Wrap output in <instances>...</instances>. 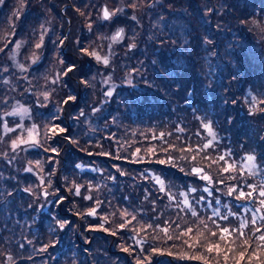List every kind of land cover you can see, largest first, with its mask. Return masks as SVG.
<instances>
[{
  "label": "rangeland",
  "instance_id": "obj_1",
  "mask_svg": "<svg viewBox=\"0 0 264 264\" xmlns=\"http://www.w3.org/2000/svg\"><path fill=\"white\" fill-rule=\"evenodd\" d=\"M105 6L123 11L104 20ZM119 29L122 38L113 41ZM0 49V264H225L229 246L227 264H235L244 251L239 233L222 241L216 225L231 229L241 221L249 246L240 264H249L253 249L264 259L255 238L261 233L251 224V210L261 198L254 194L255 202L237 201L227 195L230 185L248 191L246 185L264 183V111L259 110L264 105L257 103L249 114L252 97L264 99V0H3ZM71 65L75 68L68 72ZM69 96L75 99L64 104ZM53 123L67 131L49 139ZM33 125L36 132L30 135ZM17 137L39 143L13 151ZM209 141L199 154L180 150ZM169 145L175 150L163 151ZM49 146L58 154L45 151ZM137 148L139 162L132 155ZM229 152L226 160L236 169L221 173L225 161H212ZM169 155L173 163H157ZM246 155L255 156V175L245 166ZM194 166L213 183L193 175ZM156 177L175 201L159 190ZM220 179L225 183L216 184ZM75 184L82 186L79 196ZM60 197L61 212L54 203ZM185 198L196 216L181 203ZM93 207L96 215H84ZM122 211L130 216L122 218ZM233 212L238 215H229ZM133 215L136 220L117 230ZM255 215L264 233L259 219L264 209ZM57 221L68 223L60 229ZM146 224L153 227L140 232L138 246L133 229ZM156 225L169 227L168 234ZM189 227L192 233L181 236ZM209 242L219 243L221 254L207 252Z\"/></svg>",
  "mask_w": 264,
  "mask_h": 264
},
{
  "label": "snow or ice",
  "instance_id": "obj_2",
  "mask_svg": "<svg viewBox=\"0 0 264 264\" xmlns=\"http://www.w3.org/2000/svg\"><path fill=\"white\" fill-rule=\"evenodd\" d=\"M0 3H3V0H0ZM130 6L132 8H135L136 7L135 4H131ZM122 11H123L122 8H118V9H115L114 11H111L110 12L109 9L105 6L102 9V18L104 20H109L117 12H122ZM212 11H213L212 8H208V12H212ZM83 14L84 13H81V15H83ZM133 19H135V16H133ZM89 28L91 29V24H89ZM123 31H124L123 29L117 30V32L115 33L114 36L111 37V39L113 41H116L117 39L122 38ZM42 41H43V36L41 37V43H42ZM41 43H38L36 45V47L37 48L41 47ZM60 43L63 44V41H60ZM17 47H19V45H17ZM132 47H135V45L134 44L133 45H129V48H132ZM0 51H3V49H0ZM82 51H84L88 55L94 56L97 61H100L102 59L103 60V63L105 65H107L109 63L107 57H103L102 58L95 51L90 52V53L86 49H83ZM33 63H35V60H33ZM74 68H75V65H71V66L68 67L67 71L68 72H71V71H73ZM21 70L22 71H26V69H24L23 66H21ZM58 82H59V78H57V80L52 81V83H58ZM5 83H7V81H5ZM82 83L87 84L88 81L87 80H83ZM104 83H108V81L105 80ZM43 95H44L45 100H47L49 94L47 92H45V93H43ZM105 95L108 96V97H111L113 95V93H112L111 90H108V91L105 92ZM74 99H75V97L69 96L68 97V100H65L63 103L64 104H67L69 100H74ZM233 103H235V101H233ZM257 103L264 105V99L257 101V98L255 96L252 97V99L250 101V105L251 106H250V109H249V114L250 115L251 114H254V112L256 110ZM59 110H61V109H58V111ZM259 110L260 111H264V108H260ZM23 111L24 112H27V109H24ZM95 111H97V109L94 108L93 109V112H95ZM5 115H8V113H5ZM80 115L81 116L84 115L83 111H81ZM53 119L54 120L55 119H59V117L57 116V117H54ZM4 127L7 128V124L6 123H5ZM17 127H20V125H17ZM202 127L205 128L209 132V134L210 135H213V137H214V134L212 133L211 126L209 124L204 123V124H202ZM8 131H14V129H8ZM66 131H67V129H65L64 127L60 126L59 124L53 123V124H51L50 127L47 128V132L51 134L50 136H48V138L51 139L52 136L64 134V133H66ZM178 131H183V129H178ZM34 132H36V126L35 125H33L31 129H29L30 135H31V133H34ZM160 135H161V138H162L163 137V134H160ZM197 135H199V133H197ZM155 138L156 137H154V139ZM65 139H69L70 142L73 143V144H76L77 143L76 140L71 139L70 137L65 136ZM30 142L33 145H36V144L39 143V141H36V140L21 139V138L17 137V139L12 140L10 146L13 149V151H15L16 148L20 147L23 144H27V143H30ZM210 145H211V141L206 142V143H203L201 146H199V147H197L195 149H192L190 147H187V148H182L180 150L182 152H186V153L187 152H193L194 151L197 154H199L203 150L208 149L210 147ZM169 149L175 150V145H169V148H165V149H163V151L168 152ZM45 151H51L54 154H58L57 153V149L56 148H52L51 146H49V148H46ZM148 152L149 153H152V154H155V150L152 149V148H149L148 149ZM139 153H140V149L139 148L135 149V151L132 153L133 156L137 157V161L136 162H139ZM103 154L104 155H108L107 153H103ZM89 155H91V153H89ZM230 155H232L231 152H229V153H227L225 155H220V156H218L216 159H214L212 161V163H218L219 161H225L224 166L221 167V169H220L221 173H227L230 170H235L236 169V165H235L234 162L233 163H228L227 160H226V156H230ZM173 159L174 158L171 155H169L167 157V159H158L157 160V163H159V164L169 163L170 164V163H173ZM191 159L193 161H195L197 159V156L196 155H193L191 157ZM204 159H209V157L205 156ZM49 160H51V157H49ZM244 160H245V166L249 169V174L250 175H255V166L251 163L252 161L255 160V156H253V155H246V157H244ZM36 164L39 165L40 162L39 161H36ZM76 167L77 168H80L81 165L78 164V165H76ZM26 171H31V169H26ZM181 171H184V169L182 168ZM191 173L193 175L200 176V178L203 181H206V182H209V183H213L212 177L210 175L206 174L204 172V169L201 168V167H196V166L192 167L191 168ZM121 174L123 175V173H121ZM154 179H155V182L160 186L159 187V190L161 192H165L166 193L169 201L170 202L171 201H175L176 197L170 191L166 192L163 181L160 180L159 177H156ZM228 179H232V177L229 176ZM215 183L222 185V184L225 183V181H224V179H220V180L215 181ZM81 187L82 186L79 185V184H75L74 185L75 195H78V196L81 195V191H80ZM246 187H247V189H249L248 191H245L243 187L230 185V186L227 187V195L229 197H233L237 201L244 200V201H253V202H255L256 195H254V194H258V196L261 198L258 201V207H256V208H254V209L251 210L253 212V215L251 217V224H252V226L254 228V231L256 233H261L260 235H258L255 238L258 239L261 242L259 245H257V247L261 250V252H264V233H262V230H261L260 227H257L256 226V222H257L258 217L255 215L256 212H259L262 209H264V183H261L259 186H255V185H252V184H248V185H246ZM25 191H29L30 192L31 189H25ZM89 191H91V188H89ZM188 191L189 192H195L196 189L195 188H190ZM203 191L204 192H209V189L208 188H204ZM42 194L45 197H47V195H48V193L46 191L43 192ZM179 195L181 197H184L185 196V193L181 192ZM83 198L85 200H91L92 199L91 196H84ZM63 199H64V197H60L54 203L60 204V203H62ZM202 200H204V197L203 196H201L199 198V201H202ZM199 201H197V202H199ZM95 203H96L97 206H99V204L101 202L99 200H97ZM181 203L186 208H188L191 211V215L192 216H196L197 215V212L194 209L191 208V205L189 204V201L187 200V198H185L184 200H182ZM216 203L217 204L220 203L219 199L216 200ZM177 207H179V204L177 205ZM96 211H97V209L95 207H93V208H90L86 213H84V215L94 216V215H96ZM213 214L216 215V216H219L220 219H223V220H228V218H229V216L223 215V214L219 213V211H214ZM120 215H121L122 218L129 217L130 216V214L127 211H122L120 213ZM229 215H231V216H237L238 213L237 212H233V213H229ZM259 219L262 222H264V216H260ZM134 220H136V217L134 215L131 216L130 219H124V222L123 223H120L118 225L117 230H123V229H125ZM212 222H213V224H216V221L215 220H213ZM67 223H68L67 221H64V222L57 221V225H58V227L60 229H64ZM201 223L204 224V221H201ZM165 224L168 225V222L166 221ZM246 226H247V224H246L245 221H241L240 224L238 225V227H233L231 229H229L228 227H222L220 225H216V227H217V229L219 231V239L222 240V241L225 240L226 237L232 236L233 233H239L238 238L241 239L242 242H243L244 251H241L239 253V258L236 259L235 264H240V261L245 258V254L248 251L249 240L246 238L245 233L243 231V229ZM152 227H153V225L146 224V225L141 226L138 229H133L135 235L132 238L134 240H136V243H137L138 246L141 243L140 238H139L140 237V232H142V231L146 232L148 228H152ZM155 227L157 229H159L160 231H163L166 235L169 232V227L160 228V225H156ZM176 227L179 228L180 227L179 224H177ZM204 227H205V229H207V225L206 224H204ZM101 228H103V225H101ZM104 230L105 231H108L107 229H104ZM192 231H193V229L191 227H189L186 230H182L180 232V235L183 236V235H186V234H191ZM111 234L112 235H116L117 232L116 231H112ZM199 235H203V233H199ZM210 235L211 236H217V232L216 231H211L210 232ZM168 238L169 239H172V236H168ZM228 243L229 244L235 243V239L229 241ZM130 248H131V246L129 245L128 247L123 248V250L124 251H129ZM45 250H46V248L40 249V251H45ZM206 250L209 253L215 251L217 254H221V252H222V249H221V246H220L219 243H211V242L207 243ZM153 251L155 252L157 250L156 249H153ZM231 251H233V249L230 246L228 247V249L226 251H224L225 264H227V261L229 260V256H228L227 253L228 252H231ZM191 258L192 259H201V260L204 259V257H202V256H193ZM247 259L249 261V264H252L253 259L256 260V264H264V259H261L259 257V254L257 253V251L255 249L252 250L251 254L248 255ZM137 264H141V261L138 260L137 261ZM205 264H208V262L206 260H205Z\"/></svg>",
  "mask_w": 264,
  "mask_h": 264
},
{
  "label": "trees",
  "instance_id": "obj_3",
  "mask_svg": "<svg viewBox=\"0 0 264 264\" xmlns=\"http://www.w3.org/2000/svg\"><path fill=\"white\" fill-rule=\"evenodd\" d=\"M77 154H78V153H77ZM155 167H156V166H155ZM158 168H159V167H158ZM160 168H165V169L168 168V170H173L172 167H170V166H165V165H161ZM166 171H167V170H166ZM173 171H174V172H175V171H179V169L176 168V169L173 170ZM173 171H172V172H173ZM61 206H62V204H58L57 207H56V210L59 211V212H61ZM74 240H75L76 242H78V239H77V238H75ZM78 243H79V242H78ZM79 244H80V243H79ZM80 246H82V245H80ZM80 250H81V249H80Z\"/></svg>",
  "mask_w": 264,
  "mask_h": 264
}]
</instances>
